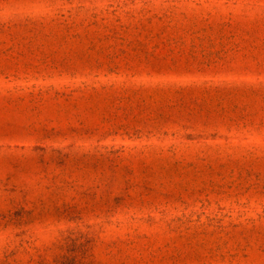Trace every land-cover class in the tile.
I'll return each mask as SVG.
<instances>
[{"label":"rangeland","instance_id":"1","mask_svg":"<svg viewBox=\"0 0 264 264\" xmlns=\"http://www.w3.org/2000/svg\"><path fill=\"white\" fill-rule=\"evenodd\" d=\"M0 264H264V0H0Z\"/></svg>","mask_w":264,"mask_h":264}]
</instances>
